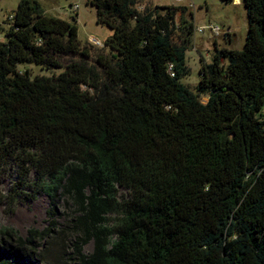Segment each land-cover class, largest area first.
Instances as JSON below:
<instances>
[{
  "label": "trees",
  "instance_id": "1",
  "mask_svg": "<svg viewBox=\"0 0 264 264\" xmlns=\"http://www.w3.org/2000/svg\"><path fill=\"white\" fill-rule=\"evenodd\" d=\"M243 1L244 48L216 42L195 92L188 7L88 0L112 30L94 64L76 20L19 1L0 23V184L13 174L8 202L44 192L52 208L44 230H0V264H41L66 239L64 264H264V0Z\"/></svg>",
  "mask_w": 264,
  "mask_h": 264
},
{
  "label": "rangeland",
  "instance_id": "2",
  "mask_svg": "<svg viewBox=\"0 0 264 264\" xmlns=\"http://www.w3.org/2000/svg\"><path fill=\"white\" fill-rule=\"evenodd\" d=\"M20 0H0V23H4L14 14ZM43 9L51 16L74 22L78 26V37L82 44L90 43L94 46L91 63H96L99 54L108 55L110 50L105 46L106 39L112 34V30L99 24L97 21V10L88 4V0H38ZM186 6L193 13L190 20L195 25V35L192 44L186 51V62L190 69L188 75L181 79V82L189 87L193 92L200 82V68L202 60L211 62L214 54L215 43L220 47L242 50L245 45L249 30L248 14L243 0H143L139 9L143 11L146 6ZM220 26L223 29L222 35L216 37L210 30V26ZM205 29L204 32L201 30ZM230 35V36H229ZM5 39L4 34H0V41ZM94 40H99L101 45H96ZM19 70H29L31 78L37 75L52 76L59 74L63 68H45L33 63L20 64ZM202 101L206 102L207 97L203 96ZM13 174L5 176L0 184V230L4 228L14 230L18 236L25 238L30 229L44 230L49 226L51 217L48 212L52 208L51 198L44 192L30 200L24 197L16 203L8 202L6 199L9 193ZM124 190L121 194L126 195ZM55 219L59 225L64 226L73 207L64 198L55 201ZM114 219V216L113 218ZM59 228V227H58ZM71 240V239H70ZM69 239L46 241L45 245L38 251L37 260L41 264H64L63 255ZM94 244L90 242L84 248L85 254L93 251Z\"/></svg>",
  "mask_w": 264,
  "mask_h": 264
},
{
  "label": "built area",
  "instance_id": "3",
  "mask_svg": "<svg viewBox=\"0 0 264 264\" xmlns=\"http://www.w3.org/2000/svg\"><path fill=\"white\" fill-rule=\"evenodd\" d=\"M210 30L213 33V35H215L216 37H219L222 35L223 29L220 26H210ZM205 29L201 30V32H204ZM96 45H101V42L99 40H94ZM170 70H172V68H170Z\"/></svg>",
  "mask_w": 264,
  "mask_h": 264
},
{
  "label": "crops",
  "instance_id": "4",
  "mask_svg": "<svg viewBox=\"0 0 264 264\" xmlns=\"http://www.w3.org/2000/svg\"><path fill=\"white\" fill-rule=\"evenodd\" d=\"M239 2H240V0H239Z\"/></svg>",
  "mask_w": 264,
  "mask_h": 264
}]
</instances>
